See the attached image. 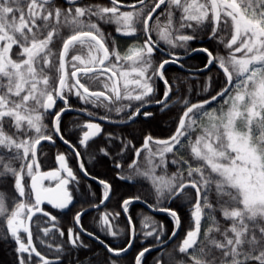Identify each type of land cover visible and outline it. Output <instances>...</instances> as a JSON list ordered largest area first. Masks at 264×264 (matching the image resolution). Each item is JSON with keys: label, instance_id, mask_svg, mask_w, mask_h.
<instances>
[{"label": "snow or ice", "instance_id": "1", "mask_svg": "<svg viewBox=\"0 0 264 264\" xmlns=\"http://www.w3.org/2000/svg\"><path fill=\"white\" fill-rule=\"evenodd\" d=\"M0 219L15 264H264V0H0Z\"/></svg>", "mask_w": 264, "mask_h": 264}, {"label": "trees", "instance_id": "2", "mask_svg": "<svg viewBox=\"0 0 264 264\" xmlns=\"http://www.w3.org/2000/svg\"><path fill=\"white\" fill-rule=\"evenodd\" d=\"M109 31H113V29L110 27L108 28ZM119 35V34H116ZM162 46H164L162 44ZM197 47H199L200 45L197 44ZM206 54L203 53H193L190 55V57L187 59V65L190 66L193 70L196 68H203V63H204V56ZM167 70H168V75L169 76H175V75H186L191 79V82L193 84V93L191 95H195V93L200 92V88H199V83L196 80L197 77V73L196 72H188L186 70H181L179 69L178 65H174V64H170L166 66ZM208 73L205 70V73L203 75L199 76V79L205 80L207 77ZM211 75L215 76V70L213 71V73H211ZM201 95H204V93H200ZM75 99V98H73ZM157 108H159V106H156ZM170 107V111L168 109H165L164 111H157L156 112V117L154 120L150 121V122H146V123H139L136 125H132L130 128L127 129V131L132 132L133 130H135V134H136V143L138 144L140 141V130L142 129L144 132H148L151 131L157 135H166L167 132L169 130L172 129L173 126V121L176 118L177 113L179 112V108L178 107H174L172 105L169 106ZM74 118V115L72 113H69L68 115L65 116V122L66 124H68V127L71 128V121ZM121 127H123V125H121ZM75 131V130H73ZM45 152L48 153V157L45 159V163L46 164H51L52 163V158L54 157V153H55V149H45ZM84 159L87 160L88 157L87 155H84ZM93 163V162H92ZM89 167H91V164L88 165ZM108 167H111V165H99L97 167H95L93 169L94 172H100V173H105L107 172ZM109 178H112V174L109 172L108 173ZM91 182V181H89ZM118 192L120 194H133L137 191V189L135 187H132V182L131 183H127V182H123V181H118L117 185H116ZM114 206V202L113 205H110V207ZM182 212L187 213L188 208L187 206H184L182 209ZM97 215V213L93 210L91 212L90 215H87L84 217L83 222L85 223V225L90 229V230H96L98 231V226L97 224L94 222V217ZM155 217L158 220H163L165 221V223H168L170 221V218L167 216V214H161V213H155ZM124 217L121 216L120 218V223L123 224L124 222ZM137 225L139 226V218H137L136 220ZM43 226V225H41ZM4 223L2 221V219H0V233H2L4 231ZM102 238H103V234L101 233ZM108 239H111V237H108ZM40 247L42 249H44L43 245H40ZM95 247V246H94ZM95 252L98 253L100 256H103V248L101 247H95ZM79 258L82 261H85L86 259H88L91 256V253L88 252V250H83L81 251L79 254ZM155 255V252L152 253V255H148L146 253L147 256V264H152L153 261V256ZM129 259H131V256H129ZM0 261L3 264H15V253L13 252V247L11 244L6 243L3 239H0Z\"/></svg>", "mask_w": 264, "mask_h": 264}, {"label": "flooded vegetation", "instance_id": "3", "mask_svg": "<svg viewBox=\"0 0 264 264\" xmlns=\"http://www.w3.org/2000/svg\"><path fill=\"white\" fill-rule=\"evenodd\" d=\"M72 114L75 116V113H72ZM94 147H95V146H93V148H94ZM85 155H87V154H85ZM93 163H95V162L93 161ZM97 166H99V165H96V167H97Z\"/></svg>", "mask_w": 264, "mask_h": 264}, {"label": "water", "instance_id": "4", "mask_svg": "<svg viewBox=\"0 0 264 264\" xmlns=\"http://www.w3.org/2000/svg\"><path fill=\"white\" fill-rule=\"evenodd\" d=\"M193 72H195L194 70H193ZM124 182V181H123ZM127 183H131V182H127ZM161 214H165V213H161Z\"/></svg>", "mask_w": 264, "mask_h": 264}, {"label": "rangeland", "instance_id": "5", "mask_svg": "<svg viewBox=\"0 0 264 264\" xmlns=\"http://www.w3.org/2000/svg\"><path fill=\"white\" fill-rule=\"evenodd\" d=\"M170 218V217H169ZM0 264H3L1 261H0Z\"/></svg>", "mask_w": 264, "mask_h": 264}]
</instances>
